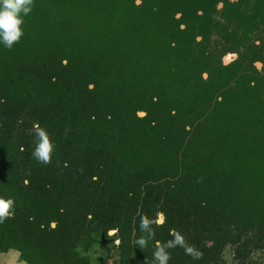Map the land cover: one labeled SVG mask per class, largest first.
<instances>
[{"label":"trees","instance_id":"16d2710c","mask_svg":"<svg viewBox=\"0 0 264 264\" xmlns=\"http://www.w3.org/2000/svg\"><path fill=\"white\" fill-rule=\"evenodd\" d=\"M139 1L34 0L20 42L0 43V198L15 206L0 252L89 264V225L118 226L89 214L128 195L106 187H159L179 232L172 221H212L264 238V89L227 80L217 93L202 76L210 53L176 17L184 3ZM37 123L55 144L49 164L32 155Z\"/></svg>","mask_w":264,"mask_h":264},{"label":"flooded vegetation","instance_id":"af4514ba","mask_svg":"<svg viewBox=\"0 0 264 264\" xmlns=\"http://www.w3.org/2000/svg\"><path fill=\"white\" fill-rule=\"evenodd\" d=\"M178 1L184 3V12L176 13L177 18L184 16L186 21L181 24V28L196 34L195 40L211 55L209 71L203 72L202 76L207 79L212 72V80L219 87L217 93L222 91V84L227 80L236 82L248 79L251 84L264 89V0ZM196 2L206 9L196 8L194 11ZM196 14L201 18H196ZM11 134L15 135V132ZM105 190L128 191V195L108 196L120 199V203L109 202L107 210L103 212L104 219H92L89 214V221L118 223V226L109 227L104 232L94 230L93 225H89V250L85 252L89 264H152L155 242L172 240L170 231L179 228L175 224L166 226L165 214L159 210L158 202L165 196L156 194L160 188L106 187ZM137 191L150 193L138 194ZM127 198L146 199L148 205L144 210L140 204L126 207L123 200ZM142 216L154 221V239H150L144 248L136 243L141 236L146 235L140 229ZM189 222L172 221L183 224L182 232H177L184 236L189 245H194L202 257L193 259L177 246L167 250L171 253L168 264H264V238H258L257 228L252 227L238 235L234 225L220 226L212 224V221H201L198 227L193 228ZM55 225V222H51L52 227ZM195 230L200 231V234L190 233ZM9 250L17 253L19 259V251L14 248Z\"/></svg>","mask_w":264,"mask_h":264},{"label":"clouds","instance_id":"9594fccd","mask_svg":"<svg viewBox=\"0 0 264 264\" xmlns=\"http://www.w3.org/2000/svg\"><path fill=\"white\" fill-rule=\"evenodd\" d=\"M33 6L34 0H0V43L5 48L10 50L14 44L20 42L24 35L22 27L24 24L23 17L31 13ZM32 131L35 136V148L32 153L34 159L43 164L51 163L55 144L52 142L48 132L38 123L34 124ZM14 208L12 199L0 198V223L14 216ZM153 223L154 221L147 216L141 217L140 229L146 233L145 236H141L136 241L141 248L147 247L148 241L154 239ZM170 235L173 236V239L166 243L155 242L152 264H168L171 253L167 250L177 246L181 247L185 254L193 259L202 257V253L194 245H189L179 232L173 229L170 231Z\"/></svg>","mask_w":264,"mask_h":264},{"label":"crops","instance_id":"0c3cea01","mask_svg":"<svg viewBox=\"0 0 264 264\" xmlns=\"http://www.w3.org/2000/svg\"><path fill=\"white\" fill-rule=\"evenodd\" d=\"M18 259L17 253H14L13 250L7 252H0V264H22Z\"/></svg>","mask_w":264,"mask_h":264},{"label":"water","instance_id":"95a60500","mask_svg":"<svg viewBox=\"0 0 264 264\" xmlns=\"http://www.w3.org/2000/svg\"><path fill=\"white\" fill-rule=\"evenodd\" d=\"M140 1L137 0V3H139ZM139 115H143L144 113L143 112H138Z\"/></svg>","mask_w":264,"mask_h":264},{"label":"rangeland","instance_id":"374dc122","mask_svg":"<svg viewBox=\"0 0 264 264\" xmlns=\"http://www.w3.org/2000/svg\"><path fill=\"white\" fill-rule=\"evenodd\" d=\"M226 57V56H225ZM22 264H27V263H25V262H21Z\"/></svg>","mask_w":264,"mask_h":264}]
</instances>
